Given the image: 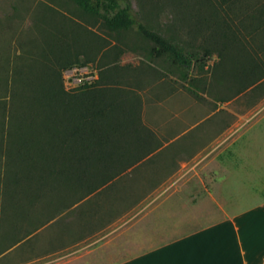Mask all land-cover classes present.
Masks as SVG:
<instances>
[{
  "label": "rangeland",
  "instance_id": "1",
  "mask_svg": "<svg viewBox=\"0 0 264 264\" xmlns=\"http://www.w3.org/2000/svg\"><path fill=\"white\" fill-rule=\"evenodd\" d=\"M131 2L135 12L151 23L164 24L165 28L166 23L177 22L185 39L203 40L201 33L189 31V11L185 12L188 26L173 18L171 0ZM152 45L153 42L134 29L121 33L109 31L73 0H0V264H42L46 259L41 256L57 250V246L72 245L75 237L79 238L78 243L58 251L50 264H109L134 254L140 249L134 246V235L128 238L125 234L124 238L123 232L126 228L134 229L136 219L121 228L119 225L142 208V212H149V207L144 208L147 202L140 199L151 191L152 186L147 183L152 177L166 175L169 168L165 166L179 165L182 160L193 162L198 155L196 151L207 140L198 135L188 141L180 138L178 143L189 146V154L171 152L169 144L154 158L136 168L128 167L113 183L92 194L84 201L87 203L81 215L70 209L56 215L63 201H68L58 192L55 184L58 180L50 177L42 187L40 166L34 165L30 158L20 159L9 151L15 139L14 119L10 116L15 103L14 85H23V80H15L16 77L32 75L41 64H55L60 56L110 69L120 85L128 86L133 81L138 87L142 108L149 114L144 120L154 133L157 131L162 136L153 137V146L169 141L168 131L177 123L171 116H190L191 125L198 121V116H222L219 124L223 128L230 125L231 116H264V85L237 93L236 81L225 74L234 68L232 56L218 68L216 64L221 59L218 51L209 54L201 48L199 59L185 70L187 77L182 78L180 71L171 68L166 60L148 55L147 49ZM190 77L198 78L196 84L189 83ZM216 127L215 118L210 117L192 132L197 134L200 129L213 132ZM228 152L219 154L216 161L212 157L209 164L215 166L221 162L229 166L231 154ZM255 161L263 164L264 154L259 153ZM197 164V168L186 170L184 175L190 180L187 189L190 196L200 189L201 177L207 187L210 183L207 170L201 171L202 165ZM230 170L219 174L228 180L218 187L237 198L245 188L232 182ZM209 171L216 176L214 169ZM72 197L75 198L72 195L69 198ZM242 202L239 200L233 206ZM215 204L211 200L198 202L196 196L189 202V208L192 207L189 216L187 210L177 205L174 218L189 217L192 223L204 220L218 213ZM29 233L34 234L28 238Z\"/></svg>",
  "mask_w": 264,
  "mask_h": 264
},
{
  "label": "trees",
  "instance_id": "2",
  "mask_svg": "<svg viewBox=\"0 0 264 264\" xmlns=\"http://www.w3.org/2000/svg\"><path fill=\"white\" fill-rule=\"evenodd\" d=\"M73 1L109 31L134 29L153 42L148 55L166 60L182 78L204 48L209 54L218 51V68L232 56L234 68L225 74L236 81L237 93L264 85V0H171L180 24L188 26L189 11V31L204 35L199 42L185 39L177 22L164 28L140 17L131 0ZM83 64L88 62L60 56L55 64H41L36 73L15 78L23 85H14L15 139L9 151L40 166L42 187L50 177L58 180V192L69 202L63 201L56 215L68 209L81 215L84 201L149 155L141 150L152 146V129L142 119V99L133 81L122 86L110 69L99 67L93 82L66 87L64 70ZM197 79L190 77L189 83Z\"/></svg>",
  "mask_w": 264,
  "mask_h": 264
},
{
  "label": "crops",
  "instance_id": "3",
  "mask_svg": "<svg viewBox=\"0 0 264 264\" xmlns=\"http://www.w3.org/2000/svg\"><path fill=\"white\" fill-rule=\"evenodd\" d=\"M146 112V108L144 110L142 108L144 123H146L144 118L147 119L146 116H149ZM210 117L215 118L218 128L216 127L213 132L203 129L198 130L197 134L192 132L196 125ZM221 117L198 116L196 118L198 121L191 125L190 116H171L177 123L173 130L168 131L169 141L165 144L157 142L159 144L156 143L155 146L152 144L142 148L141 151L150 153L135 163L134 168L145 160L154 158L155 154L160 153L169 144L171 152L189 154V146L186 148L185 144L178 143L180 138L188 141L190 137L198 135L207 139L196 151L198 155L195 161L182 160L179 165L165 166L169 168L166 175L154 176L148 181L147 184L151 185L152 189L140 200L147 202L144 208L149 207V212H142V208L141 212L124 219L119 225L121 228L131 219H136L137 226L132 230L126 228L123 233L124 238L125 234L129 238L133 233L134 246L140 249L109 264H264V173H262L264 162L261 164L255 161L259 153L264 154V116H231V123L225 128L219 124L222 121ZM152 133L154 138L162 137L157 131L154 133L153 129ZM259 142L263 144L259 145ZM222 152L231 154L229 166L221 162L215 166L209 164L212 157L215 161L218 160L217 157ZM197 163L202 165L201 171L207 170L206 176L210 183L207 187V183L201 177L200 189L194 196H190L187 192L190 180L184 175L186 170L197 168ZM229 168L232 182L245 188V192L237 198L218 187L225 183L222 181L228 180L219 174H223ZM211 169L217 172L216 176H212L213 173L209 171ZM196 196L198 202L202 200L216 202L214 206L218 213L195 223L185 216L174 218L177 205L184 208V211L187 210L185 212L189 216L191 212L189 210L192 209L189 208V202H193ZM239 200H243L242 204L234 207ZM33 234L29 233L28 238ZM78 241L79 238L75 237L70 246L77 244ZM57 247V250L41 256L46 259L42 264H50L53 261L51 257H56L58 251L67 248L62 245L60 248ZM60 257L62 256L58 259Z\"/></svg>",
  "mask_w": 264,
  "mask_h": 264
},
{
  "label": "built area",
  "instance_id": "4",
  "mask_svg": "<svg viewBox=\"0 0 264 264\" xmlns=\"http://www.w3.org/2000/svg\"><path fill=\"white\" fill-rule=\"evenodd\" d=\"M99 76V68L90 64L74 65L64 70L66 87L73 88L86 82L91 83Z\"/></svg>",
  "mask_w": 264,
  "mask_h": 264
}]
</instances>
